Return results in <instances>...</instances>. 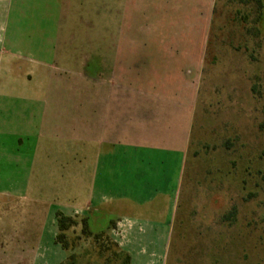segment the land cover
Returning <instances> with one entry per match:
<instances>
[{"label": "crops", "instance_id": "0c3cea01", "mask_svg": "<svg viewBox=\"0 0 264 264\" xmlns=\"http://www.w3.org/2000/svg\"><path fill=\"white\" fill-rule=\"evenodd\" d=\"M216 2L0 0L7 251L36 231L54 240L60 211L88 218L131 264L158 257L177 207ZM99 14L100 26L84 20Z\"/></svg>", "mask_w": 264, "mask_h": 264}, {"label": "rangeland", "instance_id": "374dc122", "mask_svg": "<svg viewBox=\"0 0 264 264\" xmlns=\"http://www.w3.org/2000/svg\"><path fill=\"white\" fill-rule=\"evenodd\" d=\"M90 18L104 23V14ZM197 100L176 211L149 264H264V0H217ZM79 234L73 226L68 240ZM4 242L0 264H61L74 252L119 264L114 249L101 259L84 238L70 250L37 231L9 251Z\"/></svg>", "mask_w": 264, "mask_h": 264}, {"label": "trees", "instance_id": "16d2710c", "mask_svg": "<svg viewBox=\"0 0 264 264\" xmlns=\"http://www.w3.org/2000/svg\"><path fill=\"white\" fill-rule=\"evenodd\" d=\"M56 216H57L58 233L55 237V242L61 245V247L64 250H70L75 248V246L78 245V240L84 238L91 240L93 241V243L95 244L97 243L101 246L100 247L101 250L99 251V255H98L99 258L101 259L103 258L104 250L114 249L113 253L115 255L116 261L119 264H131L132 259L130 254L123 251L120 248L119 244L106 233L104 232L94 233L89 226L88 218H82L80 221H78L72 216H68L60 211L57 212ZM77 225H81L80 234L76 238H74L73 240L74 242H70L68 240L67 233L73 226H77ZM101 240L103 241L101 242ZM105 243L107 247L104 246ZM89 256L90 254L88 252H85L84 254H77L74 252L70 254L67 260L65 262H62L61 264H81L80 259H87L86 261L87 264H91L90 263L91 259L89 258ZM112 261H113L112 257H107L104 260V264H112Z\"/></svg>", "mask_w": 264, "mask_h": 264}]
</instances>
